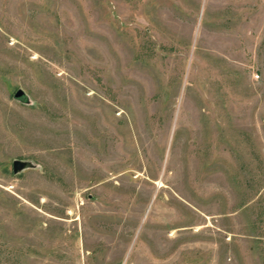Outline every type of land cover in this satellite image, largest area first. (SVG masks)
Here are the masks:
<instances>
[{
  "label": "rangeland",
  "instance_id": "374dc122",
  "mask_svg": "<svg viewBox=\"0 0 264 264\" xmlns=\"http://www.w3.org/2000/svg\"><path fill=\"white\" fill-rule=\"evenodd\" d=\"M0 264H264V0H0Z\"/></svg>",
  "mask_w": 264,
  "mask_h": 264
},
{
  "label": "water",
  "instance_id": "95a60500",
  "mask_svg": "<svg viewBox=\"0 0 264 264\" xmlns=\"http://www.w3.org/2000/svg\"><path fill=\"white\" fill-rule=\"evenodd\" d=\"M14 97L20 101L23 102H27L29 100L28 94L26 93V91L22 88H19L15 94ZM35 164L30 161V160H26V159H20V158H16L13 161V171L14 173H19L23 170H26L28 168L34 167Z\"/></svg>",
  "mask_w": 264,
  "mask_h": 264
}]
</instances>
